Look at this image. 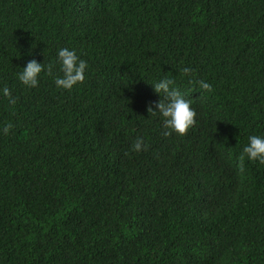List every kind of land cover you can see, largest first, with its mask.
I'll list each match as a JSON object with an SVG mask.
<instances>
[{
  "label": "trees",
  "instance_id": "1",
  "mask_svg": "<svg viewBox=\"0 0 264 264\" xmlns=\"http://www.w3.org/2000/svg\"><path fill=\"white\" fill-rule=\"evenodd\" d=\"M61 48L88 64L71 91ZM161 78L197 113L183 137L147 111ZM3 87L0 264H264V165L240 160L264 135V0H0Z\"/></svg>",
  "mask_w": 264,
  "mask_h": 264
},
{
  "label": "clouds",
  "instance_id": "2",
  "mask_svg": "<svg viewBox=\"0 0 264 264\" xmlns=\"http://www.w3.org/2000/svg\"><path fill=\"white\" fill-rule=\"evenodd\" d=\"M57 63L59 71L62 75L55 77V85L62 90L71 91L74 87L82 84L85 81V74L88 64L81 59L75 50L69 48H61L57 52ZM46 70L44 63L37 60H30L26 67L18 73V80L26 88H36L39 85L41 74ZM192 69L185 67L183 75L189 76ZM48 74L52 73V66L47 67ZM173 79L161 78L159 81L152 84L155 93L160 97L158 101L151 102L147 106V111L150 116L158 115L162 120L163 128L166 131L165 136L176 134L180 137L185 136L188 131L196 123L197 113L191 106V100L186 99L177 88L174 87ZM199 86L205 91H211V85L204 81H199ZM0 94L8 99L9 105L16 104V98L12 96L11 90L8 87L0 89ZM163 97V98H162ZM12 128L11 124L3 127V134H9ZM148 145L143 137H137L131 145V151L141 153L147 151ZM247 158L249 162L264 165V135H251L248 137V143L243 148L240 156L241 162Z\"/></svg>",
  "mask_w": 264,
  "mask_h": 264
}]
</instances>
